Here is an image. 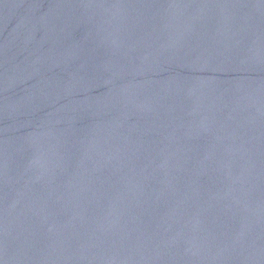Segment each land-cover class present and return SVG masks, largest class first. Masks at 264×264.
I'll list each match as a JSON object with an SVG mask.
<instances>
[{
    "label": "water",
    "instance_id": "1",
    "mask_svg": "<svg viewBox=\"0 0 264 264\" xmlns=\"http://www.w3.org/2000/svg\"><path fill=\"white\" fill-rule=\"evenodd\" d=\"M0 264H264V0H0Z\"/></svg>",
    "mask_w": 264,
    "mask_h": 264
}]
</instances>
